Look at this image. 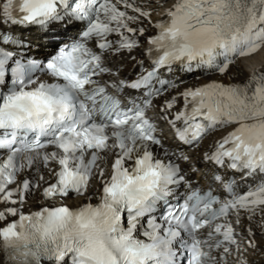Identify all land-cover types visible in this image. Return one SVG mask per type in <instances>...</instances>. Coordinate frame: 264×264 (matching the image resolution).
Returning <instances> with one entry per match:
<instances>
[{
	"label": "snow or ice",
	"instance_id": "snow-or-ice-1",
	"mask_svg": "<svg viewBox=\"0 0 264 264\" xmlns=\"http://www.w3.org/2000/svg\"><path fill=\"white\" fill-rule=\"evenodd\" d=\"M154 2L0 0V264H253L264 248V66L241 64L264 50V0ZM52 26L75 32L21 54L23 30ZM197 72L229 82L181 78Z\"/></svg>",
	"mask_w": 264,
	"mask_h": 264
},
{
	"label": "bare ground",
	"instance_id": "bare-ground-1",
	"mask_svg": "<svg viewBox=\"0 0 264 264\" xmlns=\"http://www.w3.org/2000/svg\"><path fill=\"white\" fill-rule=\"evenodd\" d=\"M169 2H171V0H169ZM241 64H242V67L244 69L245 75L250 73L253 69L261 68L262 66H264V50L255 54L251 58H248V59L241 61ZM223 78L227 79V77H223ZM239 78L243 79V76H241ZM261 252H263V255H264V248L261 249Z\"/></svg>",
	"mask_w": 264,
	"mask_h": 264
}]
</instances>
